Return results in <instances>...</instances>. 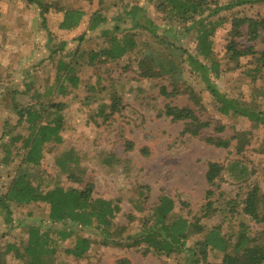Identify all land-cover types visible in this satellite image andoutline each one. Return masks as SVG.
<instances>
[{
  "label": "trees",
  "instance_id": "1",
  "mask_svg": "<svg viewBox=\"0 0 264 264\" xmlns=\"http://www.w3.org/2000/svg\"><path fill=\"white\" fill-rule=\"evenodd\" d=\"M7 1L14 14L20 4L37 7L48 38L53 25L58 30L78 32L73 36L78 43L65 48V41H61L40 58L36 69L42 72L37 81L22 77L26 101L17 98L21 91L14 85L6 86V112L15 119L0 133V164L9 176L0 185V210L9 226L19 225L23 232L0 245V264L6 255L17 264H69L58 255L80 259L97 240L102 245L133 247L142 254L172 255L175 264H264V241L258 232H251L250 225L251 221H264L258 184L247 183L238 201L236 197L225 198L221 191L213 197L221 172L237 170L236 175H243L248 169L245 163L238 166V161H232L226 168L221 162L207 161L208 188L199 216L177 213V202L162 192L131 233L132 213L126 214V224H119L115 217L121 210L120 201L95 194L93 184L73 172L74 167L83 171L79 163L85 159L75 147L58 151L52 165L44 162L46 144L63 141L65 116L74 101L87 119H105L120 110L122 96L110 76L111 63L119 64L123 71L131 69L135 78L164 77L166 83L158 86L160 95L186 94L199 104L203 89L187 84L182 76L186 69L204 83L218 113L234 118V122L246 119L264 126V11L253 10L255 4L264 8V0H97L88 13L85 7H66L60 2L51 10L47 0ZM151 8L155 18L150 17ZM51 11L58 17L50 24L46 15ZM81 26L88 34L97 30L88 45L80 43ZM219 27L225 28L222 54L214 50ZM10 28L0 20V34ZM151 35L166 49L164 57L149 50ZM244 36L249 44L240 40ZM82 65L94 70V81L81 79L78 68ZM48 68H52L51 74L44 73ZM223 73L247 78L257 104L228 97L214 86ZM81 90L83 96L77 97L75 93ZM158 114L173 122L184 121L181 134L197 135L210 124L188 106L166 103ZM1 125L6 127L8 119ZM215 129L221 131L222 126ZM249 133L235 129L231 137L208 135L205 141L227 148L231 139H248ZM126 143L127 148L132 146L131 141ZM235 152H242L239 143ZM217 211L224 213L225 230L221 221L212 225L200 221ZM4 233L1 231L0 237ZM214 258L217 260H211ZM117 262L130 263L127 257Z\"/></svg>",
  "mask_w": 264,
  "mask_h": 264
},
{
  "label": "rangeland",
  "instance_id": "2",
  "mask_svg": "<svg viewBox=\"0 0 264 264\" xmlns=\"http://www.w3.org/2000/svg\"><path fill=\"white\" fill-rule=\"evenodd\" d=\"M47 1L52 4L51 10L60 2L66 7H85L86 13L94 8L97 2V0ZM17 9V13L14 14L9 2L0 0V20L11 27L9 31L0 34V133L6 131L15 119L14 115L10 117L6 112L9 107L7 84H12L21 91L17 98L26 101L22 77L35 78L34 81H37L42 72L36 69L41 65L40 58L42 59L61 41H65V48L78 43V38L73 39L78 32L58 30L53 25L51 26L53 34L48 38L47 31L40 24L37 7L20 4ZM153 10L151 8L149 14L155 18ZM253 10L263 12L264 8L255 4ZM46 17L51 24L58 16L51 11ZM224 30L225 28L219 27L214 34V50L218 54H222ZM78 31L82 33L80 43L83 45H88L97 33L96 30L88 34L84 32L83 26ZM159 33L163 34L161 31ZM155 40L156 38L151 35L149 50L157 51L158 56L164 57L166 49ZM240 40L249 44L245 36ZM261 47L262 45L257 46ZM112 65L114 63H111L110 76L115 78L114 86L122 96V107L108 118L93 120L87 119L85 112L78 109L79 103L74 101L71 107H68L65 116L63 141L54 145L47 143L45 146L46 165H52L54 155L58 151L68 146L75 147L85 159L79 163V168L83 171L78 172L74 167L73 172L81 175L84 181L91 182L95 194L117 198L120 201L121 210L115 217L119 224H126V214L132 213L135 220L130 224L131 233L135 229L134 226L140 224L144 214L157 202L162 192L177 202V213L184 216L193 214L199 216L201 205L204 203V192L208 188L205 171L206 163L210 160L221 162L226 168L231 167L232 161H238V166L245 163L248 167L243 175H236L237 170L235 173L223 170L213 197L221 191L225 198L236 197L238 201L243 198L246 184L256 183L261 194V209L264 211V126L246 119L234 122V118L218 113L214 100L204 90V83L186 69L182 76L187 84L205 91L201 90L199 104L194 103L186 94L174 97L160 95L158 86L166 83L164 77L135 78L131 69L123 71L119 64ZM51 72L52 68L44 71L46 74ZM78 72L85 81L92 82L95 79L92 68L82 65ZM251 85L247 78L237 73H223L222 77L215 80L214 86L228 97L233 96L255 106L257 101L251 91ZM75 94L82 97L83 91ZM166 103L190 107L201 121L208 120L209 126L202 128L197 135L181 134L184 121L173 122L169 117L158 114ZM4 118L8 119L6 127L1 125ZM217 126H222V130L217 131L215 129ZM235 129L249 130L250 133L246 135L249 138H233L227 148L217 147L205 141L208 135L231 137ZM127 141L132 143L130 148L126 147ZM237 143L242 147L241 153L235 152ZM8 178L4 166L0 164V185ZM214 203H217V200ZM223 216V212L217 211L209 219L202 218L200 221L208 225L221 221L225 230L228 223L222 220ZM5 218L0 210V233L5 231L0 237V245L6 240L16 239V236L23 232L19 225L9 226ZM250 225L251 232H258L264 241V221L259 223L251 221ZM58 257L64 258L69 264H118V259L122 257H127L129 264H175L172 255L165 258L150 253L142 254L133 247L102 245L98 240L80 259L63 254ZM3 261V264H17L10 255L4 256Z\"/></svg>",
  "mask_w": 264,
  "mask_h": 264
}]
</instances>
